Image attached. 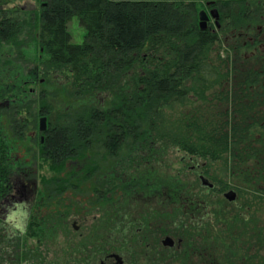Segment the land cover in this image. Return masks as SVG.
Returning <instances> with one entry per match:
<instances>
[{
	"label": "trees",
	"instance_id": "obj_1",
	"mask_svg": "<svg viewBox=\"0 0 264 264\" xmlns=\"http://www.w3.org/2000/svg\"><path fill=\"white\" fill-rule=\"evenodd\" d=\"M20 1L0 0V202L18 144L37 130L42 116L51 124L40 146L39 167L58 172L71 159L85 168L87 151L92 169L99 168L100 159L117 158L122 175L136 161L158 160L172 151L215 154L227 151L228 142L229 149L238 151L240 143L223 140L219 149L214 137L241 136L242 127H218L192 106L221 104L223 93L216 87L224 84V102L242 105L246 87L261 86L264 79L258 66L245 61L230 60L224 73L221 62L211 59L213 48L223 46L224 39L201 31L198 14L215 1L223 31L241 30L262 23L264 0H31L37 10L21 7ZM74 20L85 30L80 44L69 31ZM33 46L36 66L48 75L55 72L59 85L63 79L60 90L70 91L76 101L56 121L50 93L32 92L22 76V58ZM39 48L45 52L42 59ZM217 105L213 120H227L216 116ZM235 111L241 122L242 109ZM101 137H106L102 143L97 140ZM76 177L43 176L42 199L49 210L51 193L60 194L70 183L78 186L73 190L85 184L83 174ZM45 217L42 235L55 231L50 229L55 221ZM36 231L31 225L29 232ZM35 255L27 252L26 259L33 262Z\"/></svg>",
	"mask_w": 264,
	"mask_h": 264
},
{
	"label": "flooded vegetation",
	"instance_id": "obj_2",
	"mask_svg": "<svg viewBox=\"0 0 264 264\" xmlns=\"http://www.w3.org/2000/svg\"><path fill=\"white\" fill-rule=\"evenodd\" d=\"M213 8L206 11L209 13ZM261 20L258 25L241 30L230 27L224 32L210 16L206 31L224 39L221 51H227L230 58L241 50L244 59L257 61L264 79V16ZM31 48L36 54V47ZM44 53L39 48V59ZM41 74L53 82L57 80L55 72L48 75L41 66H35L32 74L22 75L29 80L26 84L32 92L41 85L42 81L36 80ZM246 89L245 103H228L223 113L220 110L216 113L218 118L226 117L228 121H213L218 127L228 124L242 127L241 136L214 137L215 144L228 139L231 143H240L235 147L238 151L234 147L229 149L228 142L227 151L215 154L181 152L174 176L177 185L169 184L167 174L155 177L161 169L169 171V152L158 160L136 161L133 170L123 175L117 158L100 159L99 168L92 169L93 157L88 151L85 168L79 160L71 159L59 172L42 169L38 160L40 146L45 144L44 133L51 123L47 119L46 130L41 132V117L37 130L29 131L23 140V144L29 140L31 145L18 144L17 154L3 180L6 192L0 202V220L17 202L26 203L29 212L23 237H10L6 228L0 226L3 264H27L28 261L31 264H264V81L261 86ZM239 108L241 122L235 111ZM105 139L97 140L102 143ZM219 149H223L220 144ZM143 170L149 173L142 174ZM72 173L77 176L76 181L78 175L85 176V184L80 187H85L86 192L85 224L91 216L98 223L92 228L85 227L80 244L73 250L70 246L55 254L50 246L53 234L42 235L39 229L45 216H50L55 221L50 229H55L56 234L68 232L63 218L66 210L75 208L72 194L79 188L73 190L77 185L70 183L62 187L60 194L51 193L49 210L46 199H42L41 188L46 186L43 176L65 179ZM31 225L38 231L31 234ZM73 229L75 235L80 233L77 221ZM27 252L36 253L34 263L26 259Z\"/></svg>",
	"mask_w": 264,
	"mask_h": 264
},
{
	"label": "rangeland",
	"instance_id": "obj_3",
	"mask_svg": "<svg viewBox=\"0 0 264 264\" xmlns=\"http://www.w3.org/2000/svg\"><path fill=\"white\" fill-rule=\"evenodd\" d=\"M19 5L21 7H27V8H34L33 2L31 0H24V1H20ZM33 10H37V8H34ZM69 31L72 35V39L74 43H82L84 40V35H85V30L82 28L81 24L74 20L73 22H71L70 26H69ZM221 46H216L213 48L212 52H211V59H214L215 62H221L218 63L222 66L223 72L225 73V67L226 64H228V62L231 60L234 61H239L240 63H244L247 62V65L249 67H255L258 66L257 61L255 60H250V59H244L243 58V54L242 51L240 50L239 53L233 54L231 55V58L228 56V52H223L221 51ZM24 59H26V66L24 68L23 66V70L25 69V73L26 74H32L35 71V66H36V61L37 59H35L36 54H35V50L33 48H31L29 51H27L24 54ZM224 61L226 62L224 64ZM230 61V62H231ZM231 64V63H229ZM37 82L39 83L41 82V85L39 84L37 87V91L40 92V90H45L48 93H50L49 101L52 104L53 108H54V112H55V117L53 116L52 119L53 121H56L55 119H58V117H61V114H66L68 113V110H71L72 106L74 103H76L75 99L73 98V95L71 94L70 91L62 92L60 90V88H62V90L64 89L63 87H60V85L63 83V79H61V83L60 85L58 84V82L56 83L55 81L53 82L52 80H50V77H48L45 74H41V77L36 79ZM224 86H226V84L223 85L222 88H217L216 90L218 92H222L223 93V100L221 101V104H219L220 107V111H223V109L225 108L226 104L224 101L226 99L227 102V97L225 95H227V89L228 88H224ZM213 92V91H212ZM211 99V98H210ZM72 105V106H71ZM81 106H84V102H80ZM215 105L217 104H200L196 107L192 108H196L198 110L199 113V117H205L208 119H204V120H213L214 118V113L215 111H212L213 108H215ZM219 105H217L216 107H218ZM190 107H185V110H188ZM197 116V115H196ZM42 118H47L46 116H42ZM24 146H28L31 145L30 141L27 140L26 143L23 144ZM180 154L176 153L175 151H172L169 153L168 156V160L170 163V168L169 171H165L163 169H161L160 171H158V174H155V177L161 178L162 175L167 174V176L169 177V184L170 185H177V180L175 179L174 176H176L177 173V162L180 159ZM142 174L144 173H149L147 170H143L141 171ZM141 174V173H140ZM189 182H192V180H190ZM41 193L43 195L44 191L43 188H41ZM85 187L83 188H79L77 190L76 193L72 194V198L73 201H75V208L71 209L70 211L66 210L65 211V218H63V222H65L66 220V225L68 227V232L66 234L62 233L61 231H57L58 233L56 234V232H52L49 234H53L52 237H50V242H51V251L52 253L54 252L55 254L59 253L60 251L62 252L64 249L69 248L70 246H72V250L74 249L73 247L76 246L77 244H80L81 242V236L83 234H85V227L86 226H90L91 228L96 226V224L98 223L97 220L94 221V218L91 216L90 219L88 220V222H86L85 224ZM74 221H77L78 226L80 227V233L75 235L73 233V224ZM94 225V226H93ZM95 232V231H94ZM95 235V233L92 234V237ZM60 252V253H61Z\"/></svg>",
	"mask_w": 264,
	"mask_h": 264
},
{
	"label": "clouds",
	"instance_id": "obj_4",
	"mask_svg": "<svg viewBox=\"0 0 264 264\" xmlns=\"http://www.w3.org/2000/svg\"><path fill=\"white\" fill-rule=\"evenodd\" d=\"M28 219V205L24 202H17L3 220H0V226L6 228L10 237H23L27 232Z\"/></svg>",
	"mask_w": 264,
	"mask_h": 264
},
{
	"label": "water",
	"instance_id": "obj_5",
	"mask_svg": "<svg viewBox=\"0 0 264 264\" xmlns=\"http://www.w3.org/2000/svg\"><path fill=\"white\" fill-rule=\"evenodd\" d=\"M215 5V1L207 2L206 7L211 8L212 6ZM210 16L211 18L214 19L215 23L218 25L219 24V12L216 8H213L209 11V13L206 10H201L198 14L199 18V28L201 31H206L208 27V22L210 21ZM47 127V118H42L40 120V131L44 132Z\"/></svg>",
	"mask_w": 264,
	"mask_h": 264
}]
</instances>
